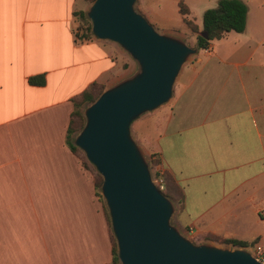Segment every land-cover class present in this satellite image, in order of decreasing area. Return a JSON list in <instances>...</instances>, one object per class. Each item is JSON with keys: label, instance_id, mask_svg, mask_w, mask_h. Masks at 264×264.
<instances>
[{"label": "crops", "instance_id": "obj_1", "mask_svg": "<svg viewBox=\"0 0 264 264\" xmlns=\"http://www.w3.org/2000/svg\"><path fill=\"white\" fill-rule=\"evenodd\" d=\"M163 1L183 2L196 23L197 7L204 17L220 0ZM241 1L245 31L198 51L170 102L140 118L153 128L140 141L184 194L181 232L196 244L246 242L251 252L264 248V0ZM91 4L0 0V264H113L95 180L67 144L74 99L130 76L118 44L77 36V14ZM180 16L162 33L191 35ZM38 76L44 86L30 84Z\"/></svg>", "mask_w": 264, "mask_h": 264}, {"label": "water", "instance_id": "obj_2", "mask_svg": "<svg viewBox=\"0 0 264 264\" xmlns=\"http://www.w3.org/2000/svg\"><path fill=\"white\" fill-rule=\"evenodd\" d=\"M138 0H94L86 13L91 33L118 44L136 71L106 89L83 112L74 145L103 178L120 264H264L244 248L196 244L173 224L176 203L153 180L132 125L170 102L183 67L198 49L160 33Z\"/></svg>", "mask_w": 264, "mask_h": 264}, {"label": "trees", "instance_id": "obj_3", "mask_svg": "<svg viewBox=\"0 0 264 264\" xmlns=\"http://www.w3.org/2000/svg\"><path fill=\"white\" fill-rule=\"evenodd\" d=\"M94 0H92L93 2ZM180 13L185 17L184 22L188 26V28L196 34L197 46L198 50L207 49L210 44L216 40H221L225 38L229 33L236 32L242 33L246 29L247 25V16H248V7L241 0H220L218 6L214 9H209L205 12L203 17V29L200 30L196 23L189 19L190 11L187 6L181 2L179 4ZM82 21V33L80 35L81 39H89L93 38L91 33V24L88 21L85 12H79L77 14ZM87 23V25H86ZM30 84L34 86H44L46 84L45 76L33 77L30 79ZM105 90L104 86L93 84L91 88L84 92L82 95L74 99V112L71 116V120L68 127L67 132V144L71 151L81 160L80 157V149L74 145V136L79 133L84 125L85 118L82 114V108L91 105L94 103L99 96ZM82 162V161H81ZM153 168L156 170V174L161 177L162 184L159 185V189L163 186V190H161L168 198L173 200L179 207L181 211L184 207V194L182 190L177 186L175 181L172 179L169 173L166 171L160 170L161 161L158 156H152ZM83 166L85 168H89L88 162L83 161ZM98 177L100 179V183H98ZM95 180L96 187H101L103 181L102 178L98 175ZM100 200L103 202L102 196L99 195ZM105 208L107 222L111 229L110 218L108 212ZM111 237L113 241V264H119L118 253H117V244L114 239L111 230ZM207 241H215L219 242L221 245H229L234 248H247L249 245L246 242H241L237 240H220L215 237L208 236L206 238Z\"/></svg>", "mask_w": 264, "mask_h": 264}, {"label": "rangeland", "instance_id": "obj_4", "mask_svg": "<svg viewBox=\"0 0 264 264\" xmlns=\"http://www.w3.org/2000/svg\"><path fill=\"white\" fill-rule=\"evenodd\" d=\"M153 1L154 0H138V2L136 4V8L141 14L142 13L144 14V12H145V14L148 13L149 15L152 14V15H155L156 17L159 16V18L161 19V23H160L161 25L160 24L159 25L161 27H156L149 20V18L144 14L148 18V20L155 26L157 31H159L160 33L165 32L164 27L162 26V24H166V21H169L170 24H172V23L173 24H177V23L180 22L181 16H180V13L178 11L179 10L178 7H175V6L173 7L171 5V3H169L168 1H163V0H156V2H153ZM149 3H151L150 6H149ZM194 18H195L196 23L199 26L202 27L203 26V17L201 15L199 7H197L196 10H195ZM81 22L82 21L79 18L76 28L79 27V30L82 33V24H81ZM90 24H91V22H90ZM86 25H87V23H86ZM190 32H191V35H188L185 38V41L187 42V44L189 46H191L193 48H196V46H197L196 34H194L191 30H190ZM80 35H77V36L80 38ZM128 62L129 63L126 66V70H127V74L131 75V74H133L136 71L137 66H136V63L131 58H129ZM87 106H89V105H87ZM87 106L82 108V114H83V112H84V110H85V108ZM151 123H152V121L147 116L143 117L142 119H140L138 121H135L134 125H132V134H133L135 140L137 141V143L143 149L144 154L146 156V159H147V161L149 163V167H150V171H151L153 180L156 181L157 178H158V175L156 174L157 173L156 170L153 168L152 156H150L149 152H147V150H146L147 148L145 149L142 146L143 143L140 141V137L141 136L147 135L149 133L153 134V128H152V124ZM77 134L74 136V138L77 136ZM79 154H80L82 163H83V161L86 162V163L88 162V166H89L90 170L88 168H86V169L91 172V174L93 175L94 180L97 179L98 175L102 178V176L98 173L96 168L87 160L84 152L80 150ZM102 181H103V178H102ZM98 183H100L99 177H98ZM101 188H102V185H101V187H97V193L102 196ZM102 199H103V197H102ZM103 204L105 205L106 210L108 212V208H107V206L105 204L104 199H103ZM177 208H178V205H177ZM177 212H176V214L173 217V220H172L173 224L177 223ZM108 215H109V212H108ZM110 223H111V221H110ZM114 239H115V237H114ZM119 264H120V262H119Z\"/></svg>", "mask_w": 264, "mask_h": 264}, {"label": "built area", "instance_id": "obj_5", "mask_svg": "<svg viewBox=\"0 0 264 264\" xmlns=\"http://www.w3.org/2000/svg\"><path fill=\"white\" fill-rule=\"evenodd\" d=\"M76 34L80 35L81 32L79 30V27L76 28ZM206 52H209V47L205 49ZM157 186L162 184V179L160 176H158L157 180L155 181ZM163 190V186L160 188ZM252 255L260 262L264 263V248L261 245H256L253 250L251 251Z\"/></svg>", "mask_w": 264, "mask_h": 264}]
</instances>
